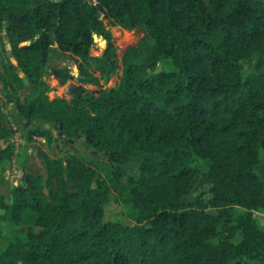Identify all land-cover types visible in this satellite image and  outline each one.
<instances>
[{
    "label": "trees",
    "instance_id": "trees-1",
    "mask_svg": "<svg viewBox=\"0 0 264 264\" xmlns=\"http://www.w3.org/2000/svg\"><path fill=\"white\" fill-rule=\"evenodd\" d=\"M112 29L143 36L105 87L118 68ZM95 35L107 44L99 55ZM53 50L78 78L49 67ZM263 50L264 0H0V141L12 100L24 137L51 144L56 125L92 151L51 158L37 147L43 173L0 195L13 230L0 264H264L253 215L264 213V72L261 61L246 69ZM48 71L62 87L96 89L49 100ZM12 154L0 149V165ZM203 173L207 194L188 201ZM111 195L134 225L105 222Z\"/></svg>",
    "mask_w": 264,
    "mask_h": 264
},
{
    "label": "rangeland",
    "instance_id": "rangeland-1",
    "mask_svg": "<svg viewBox=\"0 0 264 264\" xmlns=\"http://www.w3.org/2000/svg\"><path fill=\"white\" fill-rule=\"evenodd\" d=\"M52 2H59L61 0H49ZM111 34L113 39L117 43L118 51H117V70L113 72L110 76L106 79L101 80V84L105 87H113L118 79V76L121 71V56L123 50L128 46L136 43L142 36V33H134V32H125L120 29H112ZM107 44L106 41L103 40L101 37L95 35L94 45L91 50L93 55H99L102 50L106 48ZM9 50V46H8ZM10 59V54L7 56ZM7 58V59H8ZM6 59V58H5ZM8 59V60H9ZM262 62V70L264 72V50L260 52L253 60H251L246 69L248 71L255 70V66L257 63ZM49 67L52 68H68L71 71V74L75 77H79V71L77 69L76 64L72 61V59L68 56L61 55L57 53L56 50H53L50 55V60L48 63ZM3 68L0 66V69ZM2 70V69H1ZM3 71V70H2ZM1 74V73H0ZM46 83L49 85L50 90L48 91V98H65L70 100L73 98V95L69 92L64 91V87L60 86L58 81L50 75L48 71V75L45 78ZM68 84H73L75 86H81L85 90L86 93H91L96 89V86L93 85H81L77 81L68 82ZM0 95L4 97V93L2 92V86L0 84ZM7 121V120H6ZM9 129V128H8ZM51 136L53 137V142L51 144H47L46 146L38 147L43 152H45L49 157L54 158L57 156L64 157L73 153L72 150H75V153L79 156H90L92 157V151L86 150L82 144V139L77 140L74 142L71 138H66L60 132L50 129ZM24 137V136H23ZM72 141V142H71ZM10 140L5 142L8 145ZM2 144H0V147ZM17 164L20 169L23 171V176L25 174H33L38 175L43 173L40 160L38 158V151L37 146H34L31 141L29 140V134L24 137L23 144L19 147V154L17 156ZM257 172L264 179V160L259 164L257 167ZM22 176V178H23ZM20 179H12V163L11 161H7L0 165V195L3 196L6 200L10 199V192L13 187L19 184L22 181ZM102 179V176H99ZM210 188V184L203 173L200 176V180L197 183L193 194L187 198L190 201L193 197L204 193L207 194ZM1 213V211H0ZM254 218L258 221L259 224L264 226V213L262 212H254ZM105 222H120L124 225H134L135 221L133 218L128 214L123 206V204L115 199L114 195H111L110 202L105 208L104 214ZM0 233H1V240H0V248L5 247L7 239H9L13 233L10 225L6 221H0Z\"/></svg>",
    "mask_w": 264,
    "mask_h": 264
},
{
    "label": "built area",
    "instance_id": "built-area-1",
    "mask_svg": "<svg viewBox=\"0 0 264 264\" xmlns=\"http://www.w3.org/2000/svg\"><path fill=\"white\" fill-rule=\"evenodd\" d=\"M10 137H9V146L12 148L13 154L11 156V163H12V179H20L23 176V171L17 164V156L19 154V147L24 142V137L22 131L13 123L11 122L9 125ZM31 143L34 146L41 147L46 146L47 141L46 138L39 136V135H32L30 138Z\"/></svg>",
    "mask_w": 264,
    "mask_h": 264
},
{
    "label": "crops",
    "instance_id": "crops-1",
    "mask_svg": "<svg viewBox=\"0 0 264 264\" xmlns=\"http://www.w3.org/2000/svg\"><path fill=\"white\" fill-rule=\"evenodd\" d=\"M7 50H8V46H6V55L8 56ZM9 61H10V65L11 66H15V67L17 66V63H16V61L13 58L10 57ZM1 69L3 70V68H1ZM1 69H0V73H2V70ZM18 75L21 78L23 77V74L22 73L21 74L18 73ZM31 89L32 88H29L27 90H22V91H18L17 92L16 96L20 98L21 103H23L24 99L29 98L31 96V94H30ZM0 98L3 101H5V98L3 96L0 95ZM49 100H52V99H49ZM11 108L12 109H15L16 108V105L12 102V100H10L8 103H6V106H5L4 111H3V113H4V119H3L2 123L7 128H9V125L12 122V120L8 117V112L10 111ZM0 144H2V146L0 147V149H3L6 146L5 141H0Z\"/></svg>",
    "mask_w": 264,
    "mask_h": 264
},
{
    "label": "water",
    "instance_id": "water-1",
    "mask_svg": "<svg viewBox=\"0 0 264 264\" xmlns=\"http://www.w3.org/2000/svg\"><path fill=\"white\" fill-rule=\"evenodd\" d=\"M94 39H95V36H94ZM10 53H11L10 50H7V54H10ZM1 61H2V59H0V62H1ZM47 69H48L47 66H45V70H47ZM17 72L20 73V74L22 73V71H21L20 69H17ZM23 83H24V85H25L26 87L29 86V81H28L27 78H23ZM64 91H65V92H69V93H71V94H74V93L77 92L75 86L72 85V84H68V85H66V86L64 87ZM78 96H79V95H78ZM27 125H28V123H27ZM27 125H26V126H27ZM45 128H46V129H50L51 127H50L49 124H46V125H45ZM53 129L56 130V131H58V127H57L56 125H54ZM71 142H72V141H71Z\"/></svg>",
    "mask_w": 264,
    "mask_h": 264
}]
</instances>
